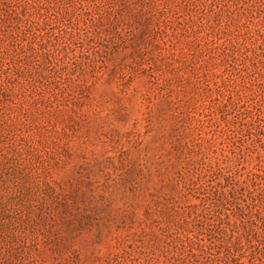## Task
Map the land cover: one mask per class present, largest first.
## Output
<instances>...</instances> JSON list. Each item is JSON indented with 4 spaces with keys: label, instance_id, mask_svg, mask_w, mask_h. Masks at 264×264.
<instances>
[{
    "label": "rangeland",
    "instance_id": "1",
    "mask_svg": "<svg viewBox=\"0 0 264 264\" xmlns=\"http://www.w3.org/2000/svg\"><path fill=\"white\" fill-rule=\"evenodd\" d=\"M0 264H264V0H0Z\"/></svg>",
    "mask_w": 264,
    "mask_h": 264
}]
</instances>
